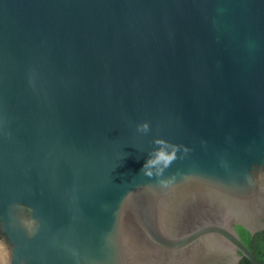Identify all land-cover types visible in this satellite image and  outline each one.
<instances>
[{"label": "water", "instance_id": "water-1", "mask_svg": "<svg viewBox=\"0 0 264 264\" xmlns=\"http://www.w3.org/2000/svg\"><path fill=\"white\" fill-rule=\"evenodd\" d=\"M237 227L264 0H0V264H259Z\"/></svg>", "mask_w": 264, "mask_h": 264}, {"label": "trees", "instance_id": "trees-1", "mask_svg": "<svg viewBox=\"0 0 264 264\" xmlns=\"http://www.w3.org/2000/svg\"><path fill=\"white\" fill-rule=\"evenodd\" d=\"M242 242L252 252L259 264H264V231L251 235L241 227L236 228ZM240 264H251L246 258Z\"/></svg>", "mask_w": 264, "mask_h": 264}, {"label": "clouds", "instance_id": "clouds-1", "mask_svg": "<svg viewBox=\"0 0 264 264\" xmlns=\"http://www.w3.org/2000/svg\"><path fill=\"white\" fill-rule=\"evenodd\" d=\"M144 127L146 128L147 126L145 125Z\"/></svg>", "mask_w": 264, "mask_h": 264}]
</instances>
